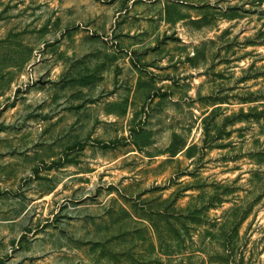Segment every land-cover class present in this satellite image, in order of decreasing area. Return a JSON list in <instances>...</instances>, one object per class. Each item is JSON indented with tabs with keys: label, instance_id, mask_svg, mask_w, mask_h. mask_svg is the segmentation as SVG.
Returning <instances> with one entry per match:
<instances>
[{
	"label": "rangeland",
	"instance_id": "rangeland-1",
	"mask_svg": "<svg viewBox=\"0 0 264 264\" xmlns=\"http://www.w3.org/2000/svg\"><path fill=\"white\" fill-rule=\"evenodd\" d=\"M0 264H264V0H0Z\"/></svg>",
	"mask_w": 264,
	"mask_h": 264
}]
</instances>
